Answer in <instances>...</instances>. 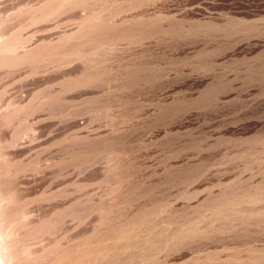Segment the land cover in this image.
<instances>
[{"label": "rangeland", "instance_id": "rangeland-1", "mask_svg": "<svg viewBox=\"0 0 264 264\" xmlns=\"http://www.w3.org/2000/svg\"><path fill=\"white\" fill-rule=\"evenodd\" d=\"M0 245L264 264V0H0Z\"/></svg>", "mask_w": 264, "mask_h": 264}, {"label": "bare ground", "instance_id": "bare-ground-1", "mask_svg": "<svg viewBox=\"0 0 264 264\" xmlns=\"http://www.w3.org/2000/svg\"><path fill=\"white\" fill-rule=\"evenodd\" d=\"M245 216V215H244ZM263 218V217H262ZM4 254V249H3V246L0 245V264L2 262V256Z\"/></svg>", "mask_w": 264, "mask_h": 264}]
</instances>
